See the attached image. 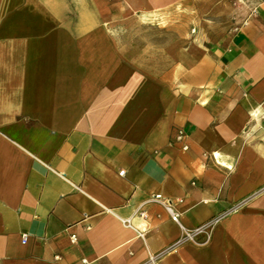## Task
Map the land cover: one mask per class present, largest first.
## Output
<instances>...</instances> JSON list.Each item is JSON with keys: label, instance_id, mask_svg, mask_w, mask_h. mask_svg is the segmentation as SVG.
I'll return each mask as SVG.
<instances>
[{"label": "crops", "instance_id": "crops-1", "mask_svg": "<svg viewBox=\"0 0 264 264\" xmlns=\"http://www.w3.org/2000/svg\"><path fill=\"white\" fill-rule=\"evenodd\" d=\"M82 259L264 264V0H0V264Z\"/></svg>", "mask_w": 264, "mask_h": 264}, {"label": "built area", "instance_id": "built-area-1", "mask_svg": "<svg viewBox=\"0 0 264 264\" xmlns=\"http://www.w3.org/2000/svg\"><path fill=\"white\" fill-rule=\"evenodd\" d=\"M109 1H112V0H109ZM182 139H183V133L179 132L178 136H177V140L181 141ZM184 149H186V148H184ZM120 174L123 175V172H121ZM148 202H156V203L162 204L164 209L168 213L171 221L181 227L180 221H179V214L176 211H174L171 201L164 200L161 195H156V196H153L151 199H149ZM139 216L142 219H146L147 218L146 213L144 211H140ZM215 222H216V220H214L213 222L206 223L204 225H201V226L197 227L194 230H184L181 227L182 230H183V235H182V239L181 240L194 241V238L199 236V235H202V234L208 235V233H204V232L210 231L212 229L213 225L215 224ZM26 239H27V236L23 235L22 242H25ZM71 240H72V243H75L76 242L75 236H72ZM178 243H179V241H178ZM171 251H175V245L169 247L168 253L171 252ZM81 264H90V262L88 260H86V259H82Z\"/></svg>", "mask_w": 264, "mask_h": 264}, {"label": "rangeland", "instance_id": "rangeland-1", "mask_svg": "<svg viewBox=\"0 0 264 264\" xmlns=\"http://www.w3.org/2000/svg\"><path fill=\"white\" fill-rule=\"evenodd\" d=\"M156 20L158 22L157 25H159L158 28L159 27H172L171 31H172L174 37H176L180 34V29L178 28L179 27L178 23L180 22L181 19L179 16L178 17H175V16L172 17L171 16V17H168L167 19L166 18H160V19H156ZM163 29H165V28H163ZM140 32L142 33V36H141L142 38L143 37L147 38V36H149V34H151V33H152V35L154 33V34H157V36H159V33L164 32V30L163 31H161V30L156 31L154 29L146 28ZM130 36H132V35H130Z\"/></svg>", "mask_w": 264, "mask_h": 264}]
</instances>
